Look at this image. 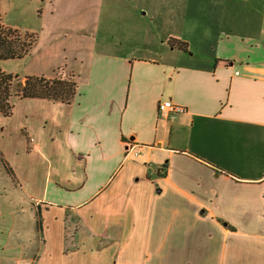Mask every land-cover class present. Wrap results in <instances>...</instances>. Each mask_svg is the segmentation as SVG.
Returning <instances> with one entry per match:
<instances>
[{
	"label": "crops",
	"instance_id": "obj_1",
	"mask_svg": "<svg viewBox=\"0 0 264 264\" xmlns=\"http://www.w3.org/2000/svg\"><path fill=\"white\" fill-rule=\"evenodd\" d=\"M28 2L33 28L3 22L35 37L27 55L35 52V69L21 76L68 72L77 88L71 105H14L13 112L25 106L17 128L23 154L49 164L35 192L1 146L0 154L16 190L42 209L44 230L40 239L34 219L29 231L16 226L23 207L1 194L0 264H170L176 255L183 264H264L260 24L241 38L221 32L200 64L169 47V39L186 43L182 37L159 47L133 39L149 35L137 0ZM166 101L184 111L162 116ZM8 131L0 123V140Z\"/></svg>",
	"mask_w": 264,
	"mask_h": 264
},
{
	"label": "rangeland",
	"instance_id": "obj_2",
	"mask_svg": "<svg viewBox=\"0 0 264 264\" xmlns=\"http://www.w3.org/2000/svg\"><path fill=\"white\" fill-rule=\"evenodd\" d=\"M137 1L139 2L138 6L141 10L140 14H144L142 15V19L145 21L147 29H149V35L141 34V37L137 36L133 39L138 42H142L143 40L145 43L155 44V46L158 45L159 47L162 42L166 44L164 40H166L165 38L167 36L182 37L187 43V52H183L185 58L195 63L203 64L212 58L215 40L219 34H223L221 32L233 31L234 36L241 38L244 35H254V30H259L258 24L264 29V0ZM126 10L131 9L128 7ZM133 11L135 10L133 9ZM0 15L4 23L9 26L11 25V27H19L22 30L33 28L37 21L35 18L36 13L34 5L33 3H29L28 0H0ZM218 15L228 17L231 23L228 22L220 26L216 20ZM139 32H141V30ZM20 33L27 34L23 32ZM129 39L131 38L127 40ZM34 53L32 56L33 58L27 56L24 60L0 61V69L7 73L18 74L21 78L25 77L21 76L25 70L35 69L36 57ZM144 54L147 55L146 53ZM232 54L238 56V52L236 51H233ZM56 75H59V73ZM68 75V72H64V76L67 77ZM24 107L25 106L21 105L19 102L16 104L11 118H3L0 116V123L8 125L9 129V133H7L6 136L4 135L0 140V146L4 152L6 151L8 154L7 156H9L12 163L9 164L17 177L33 185L32 190L35 192L37 188L34 186L35 182H38L41 177L45 176L49 164L47 165L46 162L42 161V159H39L37 156L32 155L25 157L23 154V138H20L17 128L21 122V115L23 114ZM17 188L18 185L15 184L14 180L8 175L5 167L0 162V196L1 194H7L11 201V206L17 205L23 207L22 211L24 214L21 216H19V214L17 215L18 223L16 226L19 227V224L25 225L24 229L26 227L27 231H29L32 220H35L36 228L37 222L40 220L41 232L37 228L33 235L41 239L44 230L43 211L41 208H38L39 211H36L34 204L24 198L22 192L16 190ZM31 208L34 212H31ZM38 212L40 213L39 216L37 215ZM24 215L26 216L27 222L24 221ZM29 220H31V222ZM173 226L175 229L172 231V235L177 228L176 223L172 222V227ZM191 230V232L187 233V236L193 240L199 235V229L194 227L191 228ZM72 231L76 233L78 228H72L70 232ZM63 235L67 238L72 234L64 227ZM197 240L199 243L202 242L205 244L204 236ZM42 244H44L43 240ZM167 262L168 260L165 261V263ZM169 262L170 264H179V262L183 264L181 259H177V255L174 256V259L170 258Z\"/></svg>",
	"mask_w": 264,
	"mask_h": 264
},
{
	"label": "trees",
	"instance_id": "obj_3",
	"mask_svg": "<svg viewBox=\"0 0 264 264\" xmlns=\"http://www.w3.org/2000/svg\"><path fill=\"white\" fill-rule=\"evenodd\" d=\"M35 42V37L22 34L3 23L0 15V61L20 60L27 56ZM168 45L182 52H187V43L169 39ZM52 79L43 76H25L7 73L0 69V115L10 117L16 102L25 99H44L71 105L76 94L77 84L73 75H56ZM0 162L8 175L15 180L12 169L0 154ZM37 228L41 231V222Z\"/></svg>",
	"mask_w": 264,
	"mask_h": 264
},
{
	"label": "built area",
	"instance_id": "obj_4",
	"mask_svg": "<svg viewBox=\"0 0 264 264\" xmlns=\"http://www.w3.org/2000/svg\"><path fill=\"white\" fill-rule=\"evenodd\" d=\"M184 111V108L178 105L172 104L170 101H166L163 103H160L158 105V112L169 119H173L174 115L181 113ZM35 149H37V146H34Z\"/></svg>",
	"mask_w": 264,
	"mask_h": 264
}]
</instances>
